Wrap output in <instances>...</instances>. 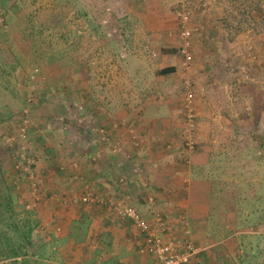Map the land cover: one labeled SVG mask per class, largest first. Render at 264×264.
<instances>
[{"label": "rangeland", "instance_id": "obj_1", "mask_svg": "<svg viewBox=\"0 0 264 264\" xmlns=\"http://www.w3.org/2000/svg\"><path fill=\"white\" fill-rule=\"evenodd\" d=\"M160 1L164 2V0H0V104L9 103L10 106L22 108V101H24L26 105L24 109L28 112L33 124L31 130L33 133L30 134L32 140L30 153L37 155L34 178L36 177L39 188L44 180L42 171L52 168L56 174L62 176L65 174V163L73 164L74 169L79 168L76 159L72 160L71 153L76 151L71 147L79 146L76 141L87 148L86 153L92 150L90 144H92L91 140L94 141L95 145H92L96 150L92 152L98 161L103 158L104 162L105 154L120 155L110 149L114 144L105 145L101 142L102 139L97 144L99 135L95 136L97 139L91 140L82 137L88 128H105L110 134L112 143H115L113 137L115 134H112L110 130L112 128L104 121L105 117L110 115L109 112H112L110 116L114 117L121 110L126 113L136 111L135 113H138L140 117L144 109L149 114L150 111L157 109V105L168 104L173 108L178 107L182 123L183 106L181 115L180 107L188 95L187 81H193L191 90L197 93L196 101L205 96H208L207 99L213 98L210 100L211 105L216 98H220L219 101H221L215 88L218 83L213 84L215 89L211 88L208 95L206 91L203 93L201 90L203 88L198 82L209 75L205 74L208 71L203 68L206 66L203 59L198 61L196 57L202 55L203 48L209 49L215 44L212 37L206 36L207 29L208 32L211 31L210 24L214 25L218 31L215 34L218 36L219 47L222 49L229 45L224 52L235 51V59L226 60V55L222 60L219 56L218 62L213 59L212 62L215 65L220 64L221 69L217 66L212 68L232 75L236 81H240V84L248 83L250 80L256 81L259 68L253 71L250 67L253 64L264 67V8L262 12L253 11L246 17H240L235 10L239 4L238 0L237 2L236 0H165L164 7ZM161 6L162 10H160ZM79 7L88 13L87 20L80 18L77 12ZM183 8L191 11L194 25L201 28L207 27L203 34L197 33L192 41L194 60L191 70H185L182 67L183 58L179 54L178 13ZM233 16L246 20L239 24L234 21ZM27 17H32L37 27L45 23L56 24L58 18H64L66 28L68 27L64 31L67 33L66 42L54 43V45L58 53L61 51L64 54L63 57L69 59L42 60L35 64L37 61H33L31 56L30 42L23 38L25 30L30 25L29 22L26 23ZM144 17L146 23L143 22ZM226 19L232 25L228 29H225L223 24ZM238 43L243 50L241 56L236 55ZM172 67L177 69V72L172 75L162 76L157 73ZM241 67H245L246 73L240 76ZM261 72L264 78V69ZM247 74L249 79H243ZM16 108L13 110H17ZM14 127H17V124ZM12 129L13 126L7 131L0 132L2 135H0V156L7 161H10L9 158L12 156L15 169H18L24 166L23 160L17 159L16 151L21 150V145L17 144L14 149L8 147L6 142L16 133V130ZM199 129L198 121L197 133ZM182 131L181 128L179 133L181 142ZM47 133L50 137L48 139L44 138ZM58 133L64 138L59 137V142L55 145L54 141ZM252 133L254 137L257 130ZM68 135H71V139ZM131 135L139 137L135 132ZM226 136L223 135L220 138L227 147H231L234 145L235 138L228 139ZM70 140H73L74 145H71ZM143 140L141 138L142 143ZM245 140L247 135L242 142ZM196 141H199L197 137ZM40 142H44V145H40ZM21 143L24 144V141ZM66 143L67 145H64ZM69 145H71L70 148H68ZM182 147L186 153L183 144ZM66 151L68 159L62 160L59 167H53L52 164L61 155L64 156ZM228 152L221 160L213 154V161L211 160L212 163L209 164L208 171L205 173L213 181L212 197L214 211H216L213 217L227 228V230L224 228L226 231L235 228L236 231L232 230L234 235L240 232L237 255L227 264H264V227L250 225L254 220L258 223V218L260 219V215L255 211L259 209L260 204L256 201L258 195L264 194V165L258 166L262 170L259 186L263 190L259 192L257 182L251 173L253 169L257 170V167L249 163L250 157L237 151L228 150ZM77 155L80 158L83 157L81 151L77 152ZM92 158L93 154L89 159L92 161ZM91 161L88 160L86 163L93 166ZM233 163H239L243 167L232 165ZM50 173L53 172L50 170ZM23 176L21 175L22 182L14 183L13 188L19 194V203L26 209L29 201L33 199V192L32 182L26 175ZM75 176L80 177V174H73L71 183L74 181L78 183L77 179L74 180ZM49 185L45 187L46 192H50ZM43 190L44 188L40 191ZM85 190L74 193V197L68 196V193L57 192L56 199L50 201L63 200V206H70L68 204L71 198L73 204L79 203L76 204V211L84 214V208L79 199ZM45 202L43 201V204ZM53 205L54 203H50L44 208L41 207L46 209L47 214L42 211L37 214L40 226L33 232V242L42 259L31 261L25 258V261L19 260L20 264H33V262L46 264L45 261L49 260L55 261V264L63 263L59 261L61 257L57 255V246L51 245L50 235L53 231L49 227L53 228V226H49V223L55 218L53 213L56 212L53 211ZM232 207L239 211L236 219L229 215L228 211ZM240 219L244 220L242 224ZM230 222L233 225H230ZM246 222L248 224H245ZM243 224H245L244 227ZM54 230L57 229L54 228ZM226 231L224 235L227 234ZM94 245L90 243L83 246L84 259L89 251L94 252ZM94 263L95 260L91 264ZM0 264H15V262L5 261ZM95 264H98L97 260Z\"/></svg>", "mask_w": 264, "mask_h": 264}, {"label": "crops", "instance_id": "obj_2", "mask_svg": "<svg viewBox=\"0 0 264 264\" xmlns=\"http://www.w3.org/2000/svg\"><path fill=\"white\" fill-rule=\"evenodd\" d=\"M160 4L164 7L165 0L160 1ZM143 22H145V17ZM210 25L211 31L207 32L206 36L212 37L215 42L214 46L219 47L218 36L215 34L218 31L214 25ZM237 45L236 55L241 56L242 47L240 43ZM214 46L209 49L203 48L202 55H196V60L203 59L206 65L203 67L208 71L205 74L210 75L206 74L208 76L198 82L208 95L211 92L210 89L214 88L213 84L218 83L215 88L221 101H219L220 98H216L214 104L211 105L210 100L213 98L207 99L208 96L196 101L200 129L197 133L199 141H197L198 146L195 153L188 156L184 153L179 138L183 122H180L178 107L173 108L168 104L157 105V109L150 111L149 114L144 109L140 117L138 113H135L136 111L126 113L121 110L114 117H111L113 113L109 112L110 115L104 119L105 124L112 128L110 130L112 134H115L113 135L115 140H123L125 145L123 152L116 156L105 154L104 162L102 158L96 163L91 162L92 165L94 164L91 166L86 161H91L89 158L94 154L92 151L96 150L95 146L90 144L92 150L86 153L87 148L81 142L76 141L82 148L72 144L74 139L70 140L75 148L71 145L68 148L76 149V153L71 151L72 160L76 159L79 168L76 166L77 169H74L73 164L66 165L65 163V174L62 176L56 174L52 168L42 171L43 182L46 185L50 184V193L62 192L74 197V193H81L89 187L97 194L126 199L150 223L155 224L154 214L159 213L162 219L171 226V235L174 238L182 239L185 237V231H190V240L194 243L198 253L189 264L232 262L239 250L238 235L240 236V232L235 235H224L227 229H223V225L213 217L216 212L212 197L213 181L205 173L213 161V154L221 160L229 153L228 150H231L250 157L249 163L257 167V170L253 169L251 172L253 179L256 182L260 181L262 170L258 166L264 165V78L261 72L264 67L260 65L257 67L253 64L250 69L255 71L259 68L256 81L250 80L248 83L240 84V81H236L232 75L212 68L217 66L221 69L220 64L215 65L212 62L213 59L218 62L219 56L222 60L225 59V55L226 60L235 59V51L225 53L224 50L228 49L229 45L222 49L217 46L214 48ZM182 106V104L181 107L179 106L180 115ZM255 130L261 134V137H256V135L253 137L252 132ZM133 132L137 133L140 139H144L140 146L131 143ZM223 135H227L228 139L229 137L235 138L234 145L227 147L220 138ZM246 135L247 140L242 142ZM68 136L71 139V135ZM48 137L47 133L44 138L48 139ZM59 137L64 138L58 133L54 141L55 145L59 142ZM219 138L220 140H217ZM41 145H44V142ZM86 145L89 147L87 142ZM80 151L85 152L88 158H80L77 155ZM66 154L67 151L64 156L56 157L58 159L52 166L59 167L62 160L68 159ZM232 157L234 158L233 155ZM249 163L247 164L250 165ZM232 165L240 164L233 163ZM240 167L243 166L240 165ZM135 168H139L140 173H136ZM78 173L80 179L76 180L78 183L74 181L75 185L71 183L72 175ZM124 173L128 174V179L125 185H120L118 178ZM44 201L46 202L41 207L44 208L54 203L53 211H56L53 213L55 218L49 223V226L52 225L53 228H49L53 231L50 235L51 245L57 246V255L61 257L58 260L63 262L59 264H78L84 260L89 263L94 260L96 263L97 260L98 264H155L152 256L141 255L138 251L140 237L131 222L119 220L106 208L82 203L80 204L84 208V214H81L76 211V204L79 203L73 204L71 198L68 204L70 206H63V202L60 201L51 202L49 198H45ZM41 207L39 213L42 211L47 214L46 209ZM185 222L187 226L184 225ZM79 223H83L87 228L82 230L84 235L79 234L81 230ZM54 228H61V233L56 234ZM106 235L109 236L108 241L104 240ZM73 236H79L80 239L85 240L79 243V240L74 239ZM86 243L95 245L93 246L94 252L89 251L84 259L83 249L85 248L83 246H86ZM98 246H100L99 254L95 252Z\"/></svg>", "mask_w": 264, "mask_h": 264}, {"label": "trees", "instance_id": "obj_3", "mask_svg": "<svg viewBox=\"0 0 264 264\" xmlns=\"http://www.w3.org/2000/svg\"><path fill=\"white\" fill-rule=\"evenodd\" d=\"M238 1H239L238 2L239 4L235 7V10L238 12L240 17H246L248 14H251L253 11H257V12L263 11L264 0H238ZM77 12L80 18L87 20L89 15L87 12L84 11L82 7H79ZM233 19L239 24L246 20V19H243V20L238 19L234 16H233ZM28 22L30 25L25 30L24 32L25 36L23 38L30 42L29 47H30V50L32 51L31 56L33 57V61H37L35 64H38L39 61H42V60L61 61L63 59L64 60L69 59V58L63 57L64 54H62L61 51L58 53V49L54 45V43L59 44V42H62V43L66 42L67 33L64 31L68 27L66 28L67 24L65 23L64 18H58L56 21V24L45 23L43 25H40L39 27L35 25V21L32 19V17H27L26 23ZM219 23H222V21H219ZM223 24H224L225 29H228L230 26H232L228 23L227 19L224 20ZM176 72H177V69L175 67H172V68H165L157 73L159 75L166 76V75H172ZM22 102H23L22 108L21 107L16 108V107L10 106L9 103L0 104V132L1 130L7 131L8 128H11V126H13L12 130H16V133L14 135L17 134L15 137L19 142H22V139L19 138L20 128L23 127L22 124L24 120L27 118V115H29L26 113V110L24 109L26 106L24 105V101ZM13 108H16L17 110H13ZM16 124H17V127H14ZM32 128H33V124H32ZM32 128L30 129L28 135L26 136V143H25L26 145H28V148H29L28 150L30 151L32 150V147H31L32 140L30 139L31 137L30 134L33 133L31 131ZM258 134L259 133L257 132L256 137L258 136ZM85 135H82V137H84L85 139L87 138H90V140L93 138L97 139L95 135L91 132V130L89 132L86 131ZM13 136H10V137H13ZM259 137H261V135H259ZM18 141H15V143H17ZM116 141L117 140H115V142ZM91 143L95 145V142L92 140H91ZM96 143L97 144L99 143V139H97ZM16 145L17 144H15V146ZM26 154H27L26 156L27 158H30L35 161V163L32 164V169L36 171L37 169L36 162L38 160L37 155L34 153L31 154L29 152H26ZM82 154H83V157L88 158V155H86L85 152H82ZM9 159L10 161H7L4 159V157L0 156V262L13 261L15 262V264H20L19 260L22 259L25 261V258H29L31 261L33 259L34 260L42 259V257H40L39 255V252L36 250L37 247L35 243L33 242V232L36 228L40 226V221L38 219L39 217L37 215L39 213V209L26 210L25 207H22V205L19 203V194H17V192L15 191L13 187L15 186L14 183L16 184L17 182H22L23 178H21V175L22 177H24L23 175H26V173H24L20 169H15V163L12 159V156ZM91 162L94 163L93 161ZM123 176H125L128 179L127 173H124L123 175L121 174L120 177L118 178L119 184H120L119 179ZM260 181H258L256 185L257 190L259 192L263 191L259 186ZM126 182L120 185H125ZM45 187L46 185L44 182L40 184L39 189L42 190L44 188V190L41 191L42 197L43 198L45 197L47 199L49 198V200H52V197L55 196V194L53 192L51 193L46 192ZM106 196H113V195H106ZM256 201H259V203L261 204V205L259 204L258 206L259 209H256L257 211H255L256 214L260 215V219L258 218L259 220L258 223H256L254 220V222H252L250 225H255V227H263L264 225V209H263L264 208V203H263L264 194L258 195ZM91 206L96 207V205H91ZM238 209H235V207L234 208L232 207L231 210L228 211L229 215H232V217L233 216L237 217L239 213ZM242 221L244 220L240 219L241 224L243 223ZM79 224H80L79 229H81L79 231V234L84 235L85 233L82 230L87 229V228L86 226L83 225V223H79ZM229 224L233 225L232 222H230ZM245 224H248V222H246ZM245 224H243V227ZM224 228L225 227L223 226V229ZM234 230L236 231V229ZM226 232L228 235L229 233L230 235L233 234L232 229L231 231L229 230ZM73 238L76 240H79V243L85 240L83 238L80 239L79 236H73ZM104 240L108 241L109 236L106 235L104 237ZM108 243H110V241ZM86 244L89 245V243H86ZM99 249H100V246H98L97 249L95 250L97 254L100 253ZM83 251H84L83 252V255H84L85 249ZM45 262L46 264H55V261H51V260L45 261ZM34 263L35 262H33V264ZM36 264H40V263L38 262ZM79 264H91V263L84 260L82 262H79Z\"/></svg>", "mask_w": 264, "mask_h": 264}, {"label": "built area", "instance_id": "obj_4", "mask_svg": "<svg viewBox=\"0 0 264 264\" xmlns=\"http://www.w3.org/2000/svg\"><path fill=\"white\" fill-rule=\"evenodd\" d=\"M179 22H180V31L178 34V39L180 43L179 54L183 58L182 67L185 70H191L193 67L194 52L192 41L194 37L198 34H203L207 27L201 28L194 25V17L192 16L191 11L183 8L179 11ZM208 32V29H207ZM240 76L245 74V67L240 68ZM243 79H249L248 74ZM193 81H187V97L183 103V131L181 132L182 144L186 150V155H191L197 150V129H198V115L196 108V94L195 91L191 90ZM203 93L204 89H201ZM82 110V108H81ZM28 114V112L26 111ZM20 128L19 138L24 141V144L19 142L16 137L13 139H8L7 146L14 148L15 144H20L21 147L17 152L18 159L23 160L24 166L18 169L26 173V176L32 182L31 190L33 192V199L29 201L30 203L26 206L27 210L40 209L43 204V197L39 189V183H37L36 171L32 169V164L35 163L34 160L27 158L26 152L30 153L29 148L26 143V136L28 135L30 129L32 128V120L29 115L24 120ZM87 129V132H91L98 137L100 136L99 142L103 144H114L110 149L115 154H121L124 150V142L122 139H118L115 143H112L110 134L104 128L97 129ZM19 139V140H20ZM15 141H18L15 143ZM131 143L140 146L142 141L140 137L135 135L131 136ZM131 159V157H129ZM92 161L95 163L98 161V158L93 154ZM136 173H140L139 168H135ZM31 176V177H30ZM33 177V178H32ZM76 177V176H75ZM80 179V177H76ZM127 181L125 176L119 179L120 184H123ZM55 197H52V200H55ZM63 202V200H59ZM79 201L85 205H96L109 210V212L118 218L121 221H129L132 223L134 230L138 233L140 237V247L138 251L141 255H150L154 258L155 264H189L191 259L198 253L197 248L194 243L190 240V231H185V237L182 239H176L171 235V226L167 224L161 217L159 213L154 214L156 220L155 224L150 223L146 220L145 217L140 213V211L129 203L126 199L118 198L115 196H104L101 194L94 193L89 187L86 188L84 194L79 199ZM187 226V222L185 224ZM56 234H60L61 230L57 228Z\"/></svg>", "mask_w": 264, "mask_h": 264}]
</instances>
